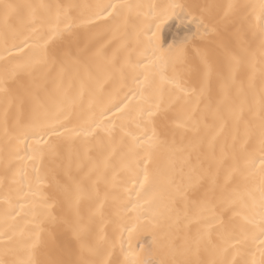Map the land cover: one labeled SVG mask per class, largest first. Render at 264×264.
<instances>
[{"label": "bare ground", "instance_id": "1", "mask_svg": "<svg viewBox=\"0 0 264 264\" xmlns=\"http://www.w3.org/2000/svg\"><path fill=\"white\" fill-rule=\"evenodd\" d=\"M106 2L108 0H0V4L71 3L82 6ZM120 2L143 7H133L128 25L119 31H114L105 21H98L95 26L79 32V46L84 50L79 53L78 65L69 63L61 91H57L54 83L55 73L45 78L44 69L39 67L32 76H21L17 84L11 86L12 95L23 84L38 93L49 107L63 106L69 113L68 128L79 126L102 109L123 106L128 103L126 97L135 93L136 98H132L123 112L114 116L108 113L112 121L107 125L111 128V136L97 130L89 137H52L51 142L57 146L55 151H46L42 158L19 159L17 153L20 157L26 156V144L18 139L16 120L19 119L21 126L26 124L31 111L27 103L19 111L13 104L8 108L6 124L7 106L0 95V233L7 231L11 236L10 241L0 237V260L13 264L19 258H28L25 249L38 234V243L30 253L34 264H78L82 259L90 264H104L105 261L124 264L121 237L127 240L126 229L135 225L133 246L144 247L150 264H180L185 260L199 264H210L212 260L219 264H251L253 259L259 264L264 257L245 238L250 226L241 215L222 210L223 201L234 190L244 189L239 175L230 181L226 177L233 159L241 156L245 140L251 137L247 144L249 149L255 144L258 119L249 111V105L253 93L258 94L264 85L259 34L249 30L241 9H234L228 18L224 13L229 3L246 5L257 3V0ZM168 4L182 5L184 11L167 19L158 32L155 25H152V32H147L152 21L147 6ZM160 11L161 8L155 9L157 13ZM91 12L92 9L81 7L73 15L87 18ZM200 20L203 27L197 26ZM8 23L15 29L21 28V21L16 17L10 18ZM4 35V18L0 11V50ZM8 41L12 43L11 33ZM100 45H105V54L96 57L94 52ZM72 51L75 54L76 48ZM229 53L241 59L238 66H233L236 84L228 92L230 104H243L239 124L234 125L229 118L223 133L210 148V129L214 131L219 122L212 111H205L206 100L196 113L199 121L196 126L175 127L161 111L155 117L161 143L152 150L148 162L149 179L141 189L143 163L131 169L121 167V158L131 142L126 133L142 134L137 125L143 123L141 109L147 105L138 97L142 93L145 98L159 100L162 109H169L168 117L181 107H190L191 103L185 105V101H195V96L185 97L162 82L157 73L165 60L180 55L182 63L175 67L169 63L165 76L180 79L189 91H199L204 74L201 56L206 55L212 69L211 96L215 102L220 99L218 76H227L230 72ZM144 64L149 65L147 70ZM81 81L86 85L83 97L70 103V98L78 96ZM65 91L67 98L63 95ZM177 97H180L178 103ZM112 111L115 112V108ZM143 155L140 150L137 159L142 160ZM105 157H110L107 169L103 164ZM77 186L82 189L78 204ZM206 195L216 207L217 215H222L224 224L213 222L211 228V241L217 249L202 242L197 251L195 241L210 219L209 213L200 207ZM46 203L51 207H45ZM13 208L20 215L15 220L8 218L5 223L6 210ZM78 225L84 228L81 241L95 248V253L82 249L81 242L73 237L72 229ZM224 229L231 233L236 244L227 252L218 250L217 232ZM5 244H8V251Z\"/></svg>", "mask_w": 264, "mask_h": 264}, {"label": "snow or ice", "instance_id": "2", "mask_svg": "<svg viewBox=\"0 0 264 264\" xmlns=\"http://www.w3.org/2000/svg\"><path fill=\"white\" fill-rule=\"evenodd\" d=\"M81 7L92 9L91 14L87 18L81 15H73V12ZM133 7L142 8L143 6L122 3L120 0H108L106 3L85 6L71 3L0 4L5 29L4 42L2 50H0V95L3 96L4 103L7 106L4 112L5 123L7 124L8 108L13 104L17 106L19 111L27 103L31 111V118L26 124L21 126L19 119L17 118L16 120L19 129L18 139H22L26 144V156L20 157L19 153H17V158L33 160L37 156L42 158L46 151H55L57 146L51 142L52 137H67L68 139H71L72 136L89 137L93 133H96L97 130L111 136V128L107 125H110L112 121L108 113L111 112L114 116L117 113L123 112L124 109L128 108L132 98H136L135 93L131 97H126L128 103H123V106L113 105L112 107L102 109L98 115L93 113L79 126L68 128L69 113L64 110L63 106L49 107L47 103L41 100L38 93L23 84H20L16 93L12 95L11 86L17 84L21 76H32L33 72L39 67L44 69L45 78L53 72L55 73L54 83L56 84L57 91H61L68 72L69 63L78 65L80 63L79 53L84 50L79 46V32L95 26L98 21H105L112 25L114 31H119L121 27L128 25L129 14ZM147 7L149 8L148 15L152 17L147 32H152V25H155L156 32H158L169 17L183 10V6L179 4L164 6L148 5ZM157 8H161L159 13L155 12ZM237 8L243 11V18L247 21L249 30L253 34L258 33L261 38V63L264 64V0H257V3L246 5L229 3L226 5L225 18L231 16L233 10ZM41 10H43V14H41ZM12 17L20 19V29H15L9 25L8 21ZM157 21L159 22L157 23ZM197 26L203 27V21H198ZM205 30L207 31V28ZM9 33L12 35L11 44L8 41ZM153 35L155 36L156 33H153ZM73 47L76 48L75 54L72 51ZM171 47L169 45V49ZM20 53L23 56H20ZM104 54L105 45H100L94 52L96 57H103ZM229 60V74L227 76L219 74L218 76L220 99L215 102H213L211 96L212 69L206 55L201 56L204 74L199 91L196 89L189 91L183 87L180 79H168L165 76V69L169 63L173 67L182 63V56L180 55L165 60L157 73L162 82L168 83L172 88L183 93L185 97L195 96V101H185V105L191 103L190 107H181L171 117H168L167 113L169 109H162V104L159 100H151L145 98L142 93L140 94L138 99L147 105V107L141 109L143 123L137 125L141 129L142 134L126 133V135L131 137V142L127 145V151L121 158V167L131 169L133 165L138 167L143 163L141 189H144L145 183L149 179L148 162L151 160L152 150L161 143V138L155 124V117L161 111L164 112L165 117L170 119L175 127L196 126L199 124V121L196 120V113L200 110V104L206 100L205 111H212L219 122L214 131L210 129V148L213 146L216 137L223 133L229 118L233 121L234 125L239 124L244 111L243 104L240 106L230 104L228 92L236 84L233 66H238L241 63V59L238 55L229 53ZM148 67V64L143 65V68L146 70ZM262 75H264V68H262ZM144 79L147 81V76ZM143 82L141 81L140 83ZM85 87V83L81 81L78 96L70 98L69 102L75 103L77 99H82ZM250 87L254 88V85L250 84ZM63 95L67 98L66 91L63 92ZM257 95L258 99H256ZM179 100L180 97H177L176 102L178 103ZM113 108H115V112L112 111ZM249 111L253 113L254 118L258 119L255 144L249 149L247 148V144L251 137L245 140L241 156L238 159H233V164L226 177V180L230 181L234 176L239 175L244 182V189L243 191L234 190L223 201L222 210L232 211L234 215L242 216L245 224L250 226L246 233V240L250 242L252 247L259 249L261 257H264V85L261 86L258 94L253 93V101L249 105ZM29 140H31V143H27ZM140 150H143L144 153L142 160L137 159L140 156ZM109 158H104L103 164L105 169L109 166ZM81 194L82 189L77 186V204L79 203ZM45 207H51V205L46 203ZM200 207L209 213L210 219L204 232L195 241L196 249L199 251V245L204 242L206 246H210L216 250L217 245H214L211 241V228L213 222L223 226L222 215H217L216 207L207 199V195L200 202ZM20 208L23 210L24 205L21 204ZM19 215L20 212H16L14 208L10 211L6 210L5 223H7L8 218L15 220ZM48 215L51 218V213ZM76 215L79 217L78 209ZM72 230L73 237L78 242H81L82 249L87 248L88 252L95 253V248L87 246L81 241V234L84 228L78 225ZM126 231L128 233L127 240L122 236L120 242L121 251L125 254L124 264H150L151 260L147 259L144 255V247L133 246V234L137 232V227L134 225L127 228ZM0 237H7L9 241L11 240V236H9L7 231L0 233ZM38 239L39 236L37 234L32 243L25 249L28 253V258H19L13 264H34L30 253L31 249L38 243ZM217 239L220 242L218 250L221 252H227L229 248L236 247V244L233 243L234 238L226 229L217 232ZM125 244H127V247H125ZM4 247L6 251L9 250L8 244H5ZM0 264H5V261L0 260ZM78 264H90V262L82 259ZM104 264H111V262L105 261ZM180 264H199V262L185 260L180 262ZM210 264H219V262L212 260ZM251 264H257L255 259L251 261ZM259 264H264V259H261Z\"/></svg>", "mask_w": 264, "mask_h": 264}, {"label": "clouds", "instance_id": "3", "mask_svg": "<svg viewBox=\"0 0 264 264\" xmlns=\"http://www.w3.org/2000/svg\"><path fill=\"white\" fill-rule=\"evenodd\" d=\"M170 18V17H169Z\"/></svg>", "mask_w": 264, "mask_h": 264}]
</instances>
